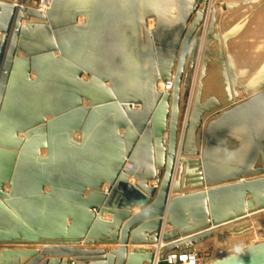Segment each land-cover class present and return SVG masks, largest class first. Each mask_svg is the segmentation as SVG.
Returning <instances> with one entry per match:
<instances>
[{"label": "water", "instance_id": "obj_1", "mask_svg": "<svg viewBox=\"0 0 264 264\" xmlns=\"http://www.w3.org/2000/svg\"><path fill=\"white\" fill-rule=\"evenodd\" d=\"M41 1L0 0V264H155L156 250L127 246L163 245L164 261L264 211L252 167L264 93L218 125L251 130L239 169L216 175L194 147L222 109L202 103V73L188 111L210 0H53L46 13ZM203 264H264V242Z\"/></svg>", "mask_w": 264, "mask_h": 264}, {"label": "rangeland", "instance_id": "obj_2", "mask_svg": "<svg viewBox=\"0 0 264 264\" xmlns=\"http://www.w3.org/2000/svg\"><path fill=\"white\" fill-rule=\"evenodd\" d=\"M212 2L213 3L211 6H213V8H214V12L211 16V19H210L211 21H210L209 26L211 27V22L213 20V30L211 32L212 38L210 40L206 39V41H205V42H207V45H208L207 46L208 49L206 51L208 53V56L206 55L207 56L206 58H208V60L210 59V62L212 61L213 64L216 65L217 67L221 68V71L219 72V77H220L222 83H230L231 82L232 88L235 87L232 92L231 91H225V92L223 91L224 94H226V93L232 94L234 92V95L236 94L237 96H236V98H234L235 100L233 102L229 103L225 108L218 110L217 112H214V114L208 116L206 118V120H209L211 118H215V117L221 115L226 110L228 111L230 109H234V108L239 107L241 105H245L247 102H250V101L256 99V97H259L261 94L264 93V83L262 84L263 85L262 90H257L254 93H252V92L249 93V92H246V90H245L248 87L246 82L248 81V78L250 77V76H248V78H247V73L250 74L249 72L252 71L253 69L255 72H257L258 69L260 68L259 64H261L264 59H262V61H261V59H258L257 63H254L253 66L251 65V67H253V69H252L249 66H244L243 63L245 61H244L243 57L245 55H241V53H240L241 47L243 50L246 47L249 48L251 43L253 44V42L251 40L257 41L259 39V40H261L260 44L262 46H264V22H262V18L260 17V14H259L264 9V0H213ZM252 22L257 25V27H258L257 29H259L260 33H259V35L254 34L251 37H248V36H246V32L250 31V27H251L250 24ZM151 23H152V25H151ZM150 25L152 28H150ZM207 26H208V23H206V25H204V29L206 28L205 29L206 31H207ZM149 28L151 30L152 29L155 30L156 22L154 20H150ZM223 31H225V32H223ZM208 33L209 34L207 35V38L210 35V32H208ZM244 39H247V40L245 42H243ZM249 39H251L250 40L251 43H249V45H248L247 42H249ZM226 44H228V45L226 46ZM246 45H248V46H246ZM224 46L229 47V49H230V51H229L230 61H229V59H227V53L228 52L225 51ZM237 52H238V55H241V57L243 56L242 59L236 58ZM262 54L264 55V48H263ZM246 55H247V53H246ZM248 55H251V54H248ZM245 60H247V59L245 58ZM249 60H251V59H249ZM228 64H230V66H228ZM237 70H238V73H237ZM261 71L264 72V69H262ZM87 79L89 80L88 77H85V80H87ZM251 80H253V78ZM228 81H230V82H228ZM262 82H264L263 78H262ZM198 92H199V89L197 88V91L195 92V97L198 94ZM200 92L202 94L203 90L200 89ZM216 94H217V92H216ZM219 94H221V93L219 92ZM186 118H187V116H186ZM258 121L259 122L256 124V127H255L257 137H259L261 135L262 131L264 130V117L259 119ZM206 122L207 121H204V123H206ZM239 130H240L239 132L242 133V136L245 137L246 144H247L246 146L241 147V151H238V152H240L239 153L240 155L238 157L239 161L234 166H237L240 168L244 164V162L246 161L248 155L250 154V152L253 148V138H252L251 130H250L248 125L242 126V128H240ZM263 148H264V142L262 144V149ZM261 152L262 151H259L256 159L254 160V163L252 165L253 168H255V166H257V165H260L261 168H264V155H262ZM258 159H260V160H258ZM217 166L219 167L220 165H217ZM255 169H257V168H255ZM224 171H226V170H224ZM224 171H222V172H224ZM255 219L259 220L258 221L260 223L259 228L257 227V224H256L257 220H255ZM242 222L243 223L244 222L250 223V224H248L251 228L250 231L252 230V232H254V236H256V239H253V241H252L253 244H258L260 242H264L263 241V239H264L263 238L264 213L257 215V216L248 217L246 220H244ZM224 228H226V227H224ZM224 228L222 227V230L219 233H221L223 236L226 237V236L230 235V234L226 233L230 229H224ZM248 244H250V243H248ZM222 246L219 245L218 249L221 248V249L225 250V252H228V250L226 251V247L224 246V244H222ZM210 248H211L210 251H213L214 245L210 246Z\"/></svg>", "mask_w": 264, "mask_h": 264}, {"label": "crops", "instance_id": "obj_3", "mask_svg": "<svg viewBox=\"0 0 264 264\" xmlns=\"http://www.w3.org/2000/svg\"><path fill=\"white\" fill-rule=\"evenodd\" d=\"M210 9L211 10L208 12V18H207L206 23L210 22V19H211V16H212V10L214 8H210ZM259 14H260V17L262 18V22H264V9ZM85 22H86V19L85 18H81L80 21H79V24L80 25H84ZM27 24H28L27 21L23 22V25H27ZM250 25H251L250 31L246 32V36L251 37L254 34L259 35L260 32H259V29H257L258 28L257 25L255 23H253V22ZM150 28H151V26H150ZM223 32H225V31H223ZM246 40L247 39H244L243 41L245 42ZM250 40L251 39H249V42H247L248 44L251 43V41L252 42L261 41L259 39L257 41H253V40L250 41ZM227 45L228 44H226V46ZM250 45H252V43ZM226 46H224V48H225V51L228 52L227 53V59H229V61H230V55H229L230 49H229V47H226ZM203 54H204V49H203ZM236 58L237 59L238 58L242 59V57L240 55H238V52H237ZM243 59L245 61L243 63L244 66H245L246 63H249L251 60H253V59L249 60L250 58L249 59L246 58L247 61L245 60V58H243ZM263 59H264V57H263ZM259 65H260V68L258 69L257 72H255L253 67H252L253 70L249 72L250 74L247 73V78H248V76H250V77L248 78V81L247 82L245 81V82L248 85L247 88L250 89V90H253V89L257 90L259 88L257 86V83L248 84V83H252L253 82L251 80L252 78H255V76L263 73L261 70L264 69V61L261 64H259ZM228 66H230V64H228ZM220 71H221V68L217 67L216 65H214L213 62L211 61L210 64L208 65V67H207L206 79L204 80V83H203V85H204V87H203L204 93H203V97H202V103L205 104L209 100L215 99L217 102H219L221 104L222 109H223V108H225L228 105V100H229L228 99L229 98V94L228 93L224 94V92L225 91H230L231 89L234 90V88H231V82L230 81H229L230 83H222V81H221V79L219 77V72ZM237 73H238V70H237ZM195 90H196V88H194V90L192 91L191 100L194 99ZM216 92H217V94H216ZM219 92L221 94H219ZM226 102H227V104H226ZM226 111H224L221 115H219V116H217L215 118H211L209 120H206V119L204 120V121H207V122L203 123L202 128L200 130V133L198 135V138L196 140L195 146H194L195 149L198 150L199 153L201 154V156H200L201 159L205 160L208 164H210L212 166V168H214V171H216V169L217 170L219 169V171L221 170V172L224 171V170H226L227 172L228 171H233V170H237L239 168L237 166H231V165H229V167H227L228 165L224 166L225 163H226L225 161L227 159H230V158H228V156L231 157V158H232V156H234V157L238 156L239 153H240L238 151L241 150V147H244V146L247 145L245 137L242 136V133L239 132L240 131L239 129L242 128V127H238V128H230V127L228 128L227 127V128H224L223 130L219 129V127H220V126H218L219 122L222 120V118L224 116V113ZM258 122L259 121L256 120V124ZM230 133H232V134H230ZM165 139H167V135H165ZM182 139H183V136H181L180 146H181V143H182ZM216 157L219 158V160ZM230 161H231V159H230ZM215 162H216V164H218V163L220 164V166H219L220 168L215 164ZM216 166L218 168H216ZM130 183H135V180L133 178H130ZM153 185H154V183H151V186H153ZM108 188H109L108 185H104L102 191L104 193H107ZM7 189H8V187L6 188V190ZM174 196L175 195H173V185H172L171 189H170L169 200H171ZM140 211H141L140 208H136L135 207V208H132L131 214H132V216H136L137 214L140 213ZM247 218L241 219V220L236 221L234 223H230L228 225H225L227 227L224 228L225 227L224 226L223 228L224 229L238 228L241 225V223H243L242 221L246 220ZM103 219L106 220V221H112V216L104 215ZM126 222L127 221H125V223ZM162 230H168V227H166L165 224H164ZM226 238L227 239L230 238L229 239L230 242L233 243V245L238 246V244H239V242H237L238 237H234V236L228 235V236H226ZM236 243H238V244H236ZM212 245H214V248H213L214 250L210 251L211 250L210 246H212ZM218 247H219V245L216 243L215 239L211 238L208 241H206L203 244H201L200 246L191 247L188 250V252H195L202 259H205V258L212 259V258H215L219 254V252H222V253L225 252V251H222L221 249H218ZM72 248H84L86 250H92V249L95 248L96 250H105V251L109 252L110 250H119L121 248V246L120 245H118V246L102 245V246L92 247V246H84L83 245L81 247H72ZM127 248H128V252H132L133 250L138 249V248H152L154 250L156 249V247H141V246H133L131 244H129L127 246ZM163 248L164 247L162 245V249ZM70 264H73V262H71V260H70Z\"/></svg>", "mask_w": 264, "mask_h": 264}, {"label": "bare ground", "instance_id": "obj_4", "mask_svg": "<svg viewBox=\"0 0 264 264\" xmlns=\"http://www.w3.org/2000/svg\"><path fill=\"white\" fill-rule=\"evenodd\" d=\"M192 2L191 3H193L195 0H191ZM213 0H210V8H213V6L211 7V5H212V2ZM164 2H166V5H167V0L166 1H164ZM165 10H168V6H165ZM42 11L41 12H44V13H46L47 12V9L45 10L44 8L43 9H41ZM211 10V9H210ZM209 10V11H210ZM213 12H214V9L212 10V14H213ZM166 15H168V13H166ZM173 19V18H172ZM174 20V19H173ZM211 21V20H210ZM210 23V22H209ZM209 23H208V26H207V31L204 29V35H203V39H202V43H201V48H200V52H199V58H198V62H197V66H196V73H195V77H194V84H193V90H194V88H196V90H195V92L197 91V88H198V85H199V82H200V78H201V75H202V73H204V79H202L201 80V87H202V90H203V87H204V85H203V83H204V80L206 79V71H207V67H208V65L210 64V59L208 60V58L206 59V57L208 56V54H207V49H208V45H207V42H205L206 41V39H207V35L209 34L208 32L210 31V26H209ZM151 25H152V23H151ZM150 25V26H151ZM174 26V25H173ZM152 28V27H151ZM171 28H174V27H171ZM171 28H170V26H168L167 25V27H166V34H165V32H164V36L166 37V35L169 37L170 35H171ZM151 30V29H150ZM153 30V29H152ZM244 42V41H243ZM263 42V41H262ZM261 41H257V42H253V44L252 45H250L249 46V48L248 47H246V48H244L243 50H242V47H241V55H245L243 58H247V59H253V60H251L249 63H246L245 64V66H249L250 68H252L251 67V65H253L254 63H257V61H258V59H263V57H264V55L262 54V52H263V48H264V46H262L261 44ZM244 44V43H243ZM245 45V44H244ZM249 45V44H248ZM248 45H246V46H248ZM204 47V48H203ZM203 49H204V54H203ZM246 49V50H245ZM246 53H247V55L248 54H251V55H246ZM207 55V56H206ZM240 55V56H241ZM206 60V61H205ZM247 61V60H246ZM264 61V60H263ZM201 70V71H200ZM200 74V75H199ZM262 78L264 79V72L262 73V74H259V75H257V76H255V78H253V82L252 83H248V84H255V83H257V86L259 87L257 90H262V87H263V83L264 82H262ZM88 80V79H87ZM229 82V81H228ZM231 88H232V85H231ZM235 88V87H234ZM159 89L162 91V92H167V91H171L172 90V88L171 89H167L166 88V84H164L162 81L160 82V85H159ZM192 90V91H193ZM246 90V92H252V93H254V92H256L257 90H250V89H248V88H246L245 89ZM231 92L233 91V89H231L230 90ZM203 93H204V91H203ZM203 93L201 94L202 95V97H203ZM230 95H232V97H233V99L234 98H236V94L234 95V92L232 93V94H230L229 93V96ZM239 96V95H238ZM195 97V96H194ZM257 99L259 98V97H256ZM229 99V98H228ZM230 100V99H229ZM235 100V99H234ZM233 100V101H234ZM254 100H256V99H254ZM193 101H194V99H192L191 100V102H190V105H189V109H188V111H190L191 110V107H192V105H193ZM252 102H253V100L252 101H250V102H247L245 105H241V107L242 106H246L245 108H248L251 104H252ZM226 104H227V102H226ZM264 113V110H263V107H262V105L260 106V105H257L256 106V108H255V110H254V112H253V114H254V118L256 117V120L258 121L259 119H261V118H263L264 116H261V115H258V114H262V115H264L263 114ZM188 118H186V120H187ZM238 133V132H237ZM230 134H232V133H230ZM261 149H262V146H261ZM260 149V151H262L261 152V154L262 155H264V148L261 150ZM241 151V150H240ZM240 155V154H239ZM239 155L238 156H232V158L231 157H229L228 156V158H230L231 159V161H230V159H227L225 162V165L224 166H227V167H229V165H235L236 163H238V157H239ZM260 156V155H259ZM258 156V157H259ZM217 158V157H216ZM218 160H219V158H217ZM258 160H260V159H258ZM218 163V162H217ZM215 164H216V162H215ZM217 165H220L219 163L217 164ZM223 165V164H222ZM253 167V166H252ZM216 168H218L217 166H216ZM220 168V167H219ZM255 168H257V169H255ZM255 168H254V170H258V169H262L261 168V166L260 165H257V166H255ZM213 170V172H214V174H219V173H221L220 171H219V169L217 170L216 169V171H214V168L212 169ZM220 175V174H219ZM264 213V211L263 212H260V213H258V214H256V215H253V216H257V215H260V214H263ZM253 216H250V217H253ZM255 220H257V219H255ZM251 221V220H250ZM249 221V222H250ZM259 220H257L255 223L257 224V227L259 228V225H260V223L258 222ZM248 224H250V223H247V222H244V223H241V225L238 227V228H241V230L243 231V233H241V236H237L238 237V240H237V242H239V244L238 243H236V244H238V246H242V245H246V244H248V243H250V244H252L253 245V243H252V241H253V239H256V236H254V232H252V230L250 231V226L248 225ZM238 225V224H237ZM225 227H227V226H225ZM231 227V226H230ZM221 230H222V228L220 229V231L219 232H221ZM227 233V232H226ZM236 237V236H235ZM214 239H215V241H216V243L218 244V245H221L222 246V244H224V246L226 247V251L228 250V249H231V248H233L234 247V245H233V243H231L230 242V238L229 239H227L225 236H223L221 233H218L216 236H214ZM200 246V245H199ZM223 247V246H222ZM224 247V248H225ZM221 249V248H220ZM154 250V249H153ZM156 250V261H155V264H157L158 263V261H159V258H160V252H162V248H156L155 249ZM222 251H225V250H223V249H221Z\"/></svg>", "mask_w": 264, "mask_h": 264}, {"label": "built area", "instance_id": "obj_5", "mask_svg": "<svg viewBox=\"0 0 264 264\" xmlns=\"http://www.w3.org/2000/svg\"><path fill=\"white\" fill-rule=\"evenodd\" d=\"M52 2L53 0H42L41 5H40V11H42L41 9L43 8L45 10L47 9L48 11L49 8L51 7ZM166 88L171 89L172 83H166ZM263 238H264V233H263ZM157 264H203V259L194 252H187L183 254H171L167 256L166 260L164 261H162L161 258H159V261Z\"/></svg>", "mask_w": 264, "mask_h": 264}]
</instances>
